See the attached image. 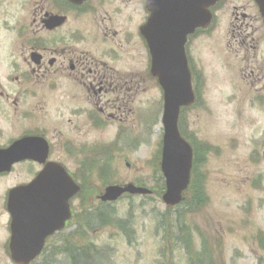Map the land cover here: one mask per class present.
Segmentation results:
<instances>
[{"label": "rangeland", "instance_id": "obj_1", "mask_svg": "<svg viewBox=\"0 0 264 264\" xmlns=\"http://www.w3.org/2000/svg\"><path fill=\"white\" fill-rule=\"evenodd\" d=\"M11 1L1 2L8 5ZM141 1L128 10L138 8ZM34 5L27 2L15 14H7L0 6V41L13 23L18 26L25 22L28 29ZM138 18L141 24L145 18L142 9ZM230 22L231 17L225 16L209 36L198 35L188 45L198 103L182 113L180 129L194 149V165L190 188L175 208H167L161 201L162 94L157 85L150 91L152 100L141 92L137 101L128 104L126 109L132 107L135 115L121 117L126 114L111 108L107 112L113 113L115 120L107 119L105 127L97 131L83 129L80 135L68 134L65 116H57L58 101L61 97L68 100L66 95L56 97L55 90L45 85L29 92L35 95L28 97V127L45 129L52 144V158L61 160L86 187L72 204L73 221L64 232L67 237L71 231V249H78L84 257L101 254L99 264H264V110L251 105L246 84L255 61L246 57L242 60L240 54L236 61L233 52L227 51L229 46L233 51L237 48L229 37ZM247 23L255 26V38L260 37L259 23ZM27 35L31 36L30 28ZM58 37L62 47L70 46L68 38L61 37V33ZM121 38H114V43ZM57 39L56 35L44 34V44L49 47L60 45ZM100 40L106 38H92L84 48L96 58L97 50L104 46ZM133 44L141 74L143 62L148 60L146 48L138 38ZM259 51L258 62L264 63V48ZM118 56L107 60L120 66L127 56ZM151 86V82L141 84L145 90ZM14 125L12 122L10 126ZM83 134L87 143L82 150L58 145L70 137L71 141H79ZM18 167L10 175L15 182L25 181L38 171L36 165L27 164V173L21 175L22 167ZM127 183H142L153 190V195L148 199L124 197L113 208L98 211L97 197L106 186ZM8 184L12 183L0 181V264H13L5 247L9 237L4 210ZM104 213L106 221L98 226L97 215ZM88 219L91 222L87 223ZM59 260L63 261L55 264H71L67 257L66 261L62 256Z\"/></svg>", "mask_w": 264, "mask_h": 264}, {"label": "flooded vegetation", "instance_id": "obj_2", "mask_svg": "<svg viewBox=\"0 0 264 264\" xmlns=\"http://www.w3.org/2000/svg\"><path fill=\"white\" fill-rule=\"evenodd\" d=\"M1 1L4 2V0H0V6L4 7L7 14L20 13V9H24L27 2L35 5L28 25L31 36L27 35L28 29L25 22L18 26H14L13 23L12 27L7 29L8 35L0 41V150L28 137L43 138L49 146L47 161L62 164L61 160L52 158V144L46 136L45 129L32 125L28 127L30 117L28 97L31 99L35 95V93H29L33 92L35 86H49L55 90L56 97L61 95L68 97V100L61 97L58 101L60 106L56 109L58 117L66 118L68 134L80 135L83 129L87 132L92 129L97 131L102 125L105 127L107 119L115 120V115L107 112L111 108L116 113L126 114V116L120 115L121 117L135 115L136 112L131 110L132 107L131 109L126 107L130 102H134L141 92L147 93L148 100H152L150 91L154 90L156 78L150 72L148 60L146 63L143 62L144 70H141L140 74L133 44L136 38L141 39V27L148 16L144 0L140 2V8L136 7L132 11H129L128 7L138 0H12L8 5ZM220 1L210 10L215 20L214 30L221 19L228 15L231 17L232 22L229 23L228 33L229 37L235 41L237 48L233 51L232 46H229L227 51L230 54L233 52L235 60L236 55L240 54L242 60L246 57L247 60L256 62L247 75L246 84L250 90L251 105L262 107L264 110V63L258 62L259 49L264 48V18L254 0ZM119 3H122V7ZM140 9L146 16L141 24L138 21ZM123 14H125L124 17H122ZM52 17L63 19V24L50 30L51 24L48 25V23ZM19 22L22 20L20 19ZM247 22L259 23L261 30H256L260 37L255 38V26ZM60 33L61 37L70 40L68 48L60 44L58 37ZM44 34L56 35L60 45L54 47L45 45ZM118 36L122 37L121 41L114 43V38ZM100 37L106 40H100L104 46L97 50L99 57L96 58L84 48L92 38ZM107 39L110 41L107 42ZM143 44L146 47L144 42ZM247 44L251 46L247 48ZM124 54L127 59L120 66L107 60L109 57L117 59L118 55L124 57ZM150 82L152 83L150 90L141 88V84ZM120 120L122 124L123 120ZM12 122L15 124L13 127L10 126ZM83 137L85 134L79 141H71L70 137L58 145L61 148L65 146L73 150L77 147L82 150L87 143ZM27 164L36 165L38 171L25 181L15 182L10 175L20 168L18 166L22 167L20 171L21 175H24L27 173ZM43 167L25 159L15 162L8 172L0 174V181L6 179L8 183H12L8 184L9 187L5 191V212L8 192L15 187L28 185ZM67 172L82 191V186L76 177L71 174V171L67 170ZM135 185L145 187L142 183ZM106 206L109 205H100L98 211L105 209ZM7 223H9L8 215ZM70 225L71 220L66 228ZM64 232L60 233L63 234L60 239H58L60 235L58 233L59 235L55 234L47 240V250L43 254V260L51 259L49 253L58 250L56 249L58 242L67 241L70 248L71 231L67 237Z\"/></svg>", "mask_w": 264, "mask_h": 264}, {"label": "water", "instance_id": "obj_3", "mask_svg": "<svg viewBox=\"0 0 264 264\" xmlns=\"http://www.w3.org/2000/svg\"><path fill=\"white\" fill-rule=\"evenodd\" d=\"M145 1L150 16L142 36L146 40L152 72L158 78L164 99L160 168L165 180V193L162 201L172 207L180 203L182 193L188 187L192 168V150L177 129L180 108L194 102L184 45L188 35L210 22L206 9L214 5L216 0ZM256 1L264 15V0ZM58 21L53 19L50 28ZM42 149L44 155H40ZM46 150V143L42 140L21 141L11 149L0 152V171L5 170L11 157H27L43 163L47 156ZM78 191L59 166L49 164L29 186L11 193L8 203L12 218L9 250L15 264L33 261L40 254L44 239L64 227L70 218L68 200ZM125 193L147 194L148 191L131 185L123 188L113 186L105 189L100 200L114 202Z\"/></svg>", "mask_w": 264, "mask_h": 264}, {"label": "trees", "instance_id": "obj_4", "mask_svg": "<svg viewBox=\"0 0 264 264\" xmlns=\"http://www.w3.org/2000/svg\"><path fill=\"white\" fill-rule=\"evenodd\" d=\"M97 212V211H96ZM105 217V213L103 215H97V219L99 220V226L102 223H105L106 218ZM91 222V221H88ZM63 244H65V246H63L61 249L59 250H54V252L49 253V260L45 259L46 264H54L55 261H57V259H55L56 255L62 256L64 258L67 257V259L71 262V264H99V259L98 258H94L97 257L98 254L96 253L94 257H84L85 255L83 254H79V252H77L78 249H71V247L69 248V246H66V242ZM83 252L85 251V253L88 250H82ZM81 251V252H82Z\"/></svg>", "mask_w": 264, "mask_h": 264}]
</instances>
